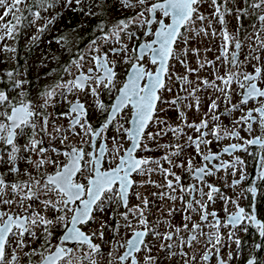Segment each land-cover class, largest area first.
I'll use <instances>...</instances> for the list:
<instances>
[{
    "label": "snow or ice",
    "instance_id": "obj_1",
    "mask_svg": "<svg viewBox=\"0 0 264 264\" xmlns=\"http://www.w3.org/2000/svg\"><path fill=\"white\" fill-rule=\"evenodd\" d=\"M57 4L52 79L0 74V264H236L250 229L264 264V0H0V43Z\"/></svg>",
    "mask_w": 264,
    "mask_h": 264
},
{
    "label": "trees",
    "instance_id": "obj_2",
    "mask_svg": "<svg viewBox=\"0 0 264 264\" xmlns=\"http://www.w3.org/2000/svg\"><path fill=\"white\" fill-rule=\"evenodd\" d=\"M60 4H57L55 10L50 11L49 13H44L45 16H56L57 12H61L62 14L56 19V22L54 25L49 26V30L46 31L44 34L40 36V39L33 43L31 41V37L35 35V26L33 27L34 34L30 36L29 34V28L22 26L23 30L21 29L16 36L15 39V46H16V59H15V65L13 67L10 66L9 63L6 64L4 68L1 67L0 74H2L6 70L15 69L19 70L24 66L25 70H29V68L32 66V64H28V58L35 57L36 61L38 60V65L46 63L45 71L42 73V75H39L40 78H44L48 72L51 71V69L57 67L58 62L54 61L52 59V54L55 53L57 56H60L61 61L67 60V54H62V51L58 48V46L53 43L51 45L47 44V39H52L53 36L63 33H68L74 28L76 25H78V20L82 19V14L79 12H73L69 10L67 13H63ZM40 24L44 23V21H39ZM96 23V20H89V28H86L84 32L81 34H85L90 30V27ZM21 36L28 37V43L27 45L21 44ZM38 48V52H37ZM47 57V59H45ZM35 61V62H36ZM27 62V64H26ZM34 62V63H35ZM34 71V70H33ZM33 71L31 72L32 77H35L33 74ZM52 78V77H51Z\"/></svg>",
    "mask_w": 264,
    "mask_h": 264
},
{
    "label": "flooded vegetation",
    "instance_id": "obj_3",
    "mask_svg": "<svg viewBox=\"0 0 264 264\" xmlns=\"http://www.w3.org/2000/svg\"><path fill=\"white\" fill-rule=\"evenodd\" d=\"M234 25H235V22L229 18V25L228 26H229L230 31L234 30ZM249 70H251V69H249ZM26 79L28 81H30V83L25 85V88L30 92L31 96L34 97L35 94L37 93V91H39L43 86H45L52 78L51 77L46 78V76H44V78H43V76H42L41 79H37V78L31 76L30 78L26 77ZM64 110H66V105H61L60 107L57 108V111H64ZM236 115H239V113H237ZM190 118H193V117L190 116ZM95 122H96L95 119H93V123H95ZM65 123H66V121H65ZM225 123H230V121L225 120ZM241 134L244 135L243 132ZM227 143H230V141L225 140L222 142V144H227ZM221 146L222 145H213V150H219V147H221ZM240 155H245V157L249 163V172L252 173L253 172V168H252L253 161L251 160V157H247L246 154H243V153H241ZM225 158H227V157H225ZM198 160H199V158H197V161ZM137 179H139V177H137ZM154 179H158V178L154 177ZM217 183H219V181H217ZM247 183H250V181L246 182V184ZM246 184L242 185V187L246 186ZM153 190L154 189H151V188L149 189V191H153ZM224 190L227 191L229 195H234L232 190H229V189H224ZM235 191L239 192L240 189L237 188ZM250 202L254 203L256 205L258 217L261 219H264V190L258 192L257 198L254 201L252 200L250 195L248 197V200H241V206H244L247 208L249 206ZM133 203H135L134 200H133ZM215 208H216V210L220 211V215H221V217H223L224 213L222 211V203L218 202L215 205ZM232 210H233L232 205H229V211H232ZM174 223H177V224L180 223V217L177 216ZM242 238L246 241L245 250L240 254L239 258L236 261V264H243L245 257H247V255H248L247 248L249 245L256 243V242H260L257 233L253 229H250L249 233L247 235L242 234ZM97 242H99V241H97ZM233 247H235V246L233 245ZM153 254H155V252ZM260 259L264 260V252L261 253Z\"/></svg>",
    "mask_w": 264,
    "mask_h": 264
},
{
    "label": "rangeland",
    "instance_id": "obj_4",
    "mask_svg": "<svg viewBox=\"0 0 264 264\" xmlns=\"http://www.w3.org/2000/svg\"><path fill=\"white\" fill-rule=\"evenodd\" d=\"M59 9H62V8H59ZM62 10H63V13H65V12L67 13L69 11V9H62ZM0 14H2V9H0ZM116 14L119 15V13H116ZM82 19H83V17H82ZM82 19L78 20L77 24H79ZM37 23L40 24V22H37ZM216 27H217V31H219V25H217ZM21 29L23 30L22 27L20 28V30ZM85 30H86V28L81 29V33L84 32ZM29 34H30V36H32L34 34L33 27L29 28ZM35 35H37L36 27H35ZM28 40H29L28 37L21 36V44L23 46L27 45ZM49 40L50 39H47V42ZM4 44H7L9 46H14L16 48L15 40H5L3 43H0V69H1V67L4 68L7 63H9L11 67H13L15 65V59H16V53L15 54L5 53L3 51ZM47 44H49V43H47ZM199 47H201V49H204L206 47H211L212 51L207 53V58L210 59V60H214L215 57L217 55H219V52H218L219 38L210 39V40L209 39H205L202 43L199 44ZM37 52H38V48H37ZM38 54H39V52H38ZM35 59H36L35 57L28 58V64H32V66L29 68L28 72H27V70H25L24 66H22V68L19 69L18 71H20L22 73H27L26 77L30 78L31 77L30 76L31 72L34 70L32 75H35L37 79H41L39 77V75H42V73L45 71V65L48 62H46V63L44 62V64L38 65V60L36 61ZM188 59H189V63L193 67H195V57L190 55ZM26 64H27V62H26ZM209 71L210 70L206 69V70L201 72V75H205L206 76V75L209 74ZM221 71H223V69H221Z\"/></svg>",
    "mask_w": 264,
    "mask_h": 264
}]
</instances>
